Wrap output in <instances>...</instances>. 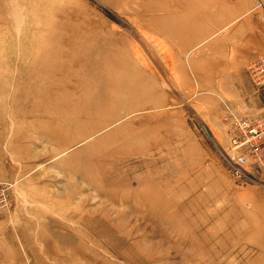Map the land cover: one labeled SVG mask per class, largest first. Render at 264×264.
Masks as SVG:
<instances>
[{
    "label": "rangeland",
    "instance_id": "374dc122",
    "mask_svg": "<svg viewBox=\"0 0 264 264\" xmlns=\"http://www.w3.org/2000/svg\"><path fill=\"white\" fill-rule=\"evenodd\" d=\"M263 55L264 0H0V264H264Z\"/></svg>",
    "mask_w": 264,
    "mask_h": 264
},
{
    "label": "built area",
    "instance_id": "2783aa9c",
    "mask_svg": "<svg viewBox=\"0 0 264 264\" xmlns=\"http://www.w3.org/2000/svg\"><path fill=\"white\" fill-rule=\"evenodd\" d=\"M248 74L258 86L264 85V55L248 66ZM226 134L232 158L233 175L240 176L247 167L264 165V114L241 115L227 107Z\"/></svg>",
    "mask_w": 264,
    "mask_h": 264
},
{
    "label": "crops",
    "instance_id": "0c3cea01",
    "mask_svg": "<svg viewBox=\"0 0 264 264\" xmlns=\"http://www.w3.org/2000/svg\"><path fill=\"white\" fill-rule=\"evenodd\" d=\"M252 31H254V29H252ZM239 40H241V42H243L245 39H244V37H241V39H239ZM245 47H247L248 46V44L245 42ZM240 64V63H239ZM238 64V66H236V69H238L239 70V72L238 73H241V70H243V69H245V66H244V64L243 65H239ZM238 76H239V78L243 81V83L247 80L248 82L251 80L252 82H253V80L251 79V77L249 76V74L248 73H246V72H243V73H241V74H238ZM238 76H235V77H233L234 78V83H233V86H232V88H233V91H234V93H236V94H238V95H240L241 93H240V90L238 89V88H240V85H239V83H240V79H238ZM250 79V80H249ZM254 83V82H253ZM256 85V84H255ZM262 90H261V92H259L260 91V89L259 90H256V92L258 91L259 93H262V94H259V99H258V109L259 110H264V87H262L261 88ZM233 93V94H234ZM242 93H243V91H242ZM235 95V94H234ZM245 101V100H244ZM247 107V106H246Z\"/></svg>",
    "mask_w": 264,
    "mask_h": 264
},
{
    "label": "bare ground",
    "instance_id": "6f19581e",
    "mask_svg": "<svg viewBox=\"0 0 264 264\" xmlns=\"http://www.w3.org/2000/svg\"><path fill=\"white\" fill-rule=\"evenodd\" d=\"M167 29V28H166Z\"/></svg>",
    "mask_w": 264,
    "mask_h": 264
}]
</instances>
